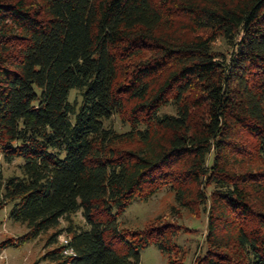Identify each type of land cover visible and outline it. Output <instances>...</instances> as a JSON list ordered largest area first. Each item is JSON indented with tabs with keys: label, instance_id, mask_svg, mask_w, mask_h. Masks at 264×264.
Instances as JSON below:
<instances>
[{
	"label": "trees",
	"instance_id": "obj_1",
	"mask_svg": "<svg viewBox=\"0 0 264 264\" xmlns=\"http://www.w3.org/2000/svg\"><path fill=\"white\" fill-rule=\"evenodd\" d=\"M0 152L27 228L0 251L51 232V264L177 255L171 222L119 220L169 187L208 214L195 264H264V0H0Z\"/></svg>",
	"mask_w": 264,
	"mask_h": 264
},
{
	"label": "rangeland",
	"instance_id": "obj_2",
	"mask_svg": "<svg viewBox=\"0 0 264 264\" xmlns=\"http://www.w3.org/2000/svg\"><path fill=\"white\" fill-rule=\"evenodd\" d=\"M216 48L222 49L224 46L219 43ZM224 49L226 50V48ZM76 96L79 97L77 91H72L71 99L73 100ZM165 110L172 111L171 108H165ZM111 123L120 131H126L130 127L128 123L123 124L117 116L113 118ZM19 162V160H16L11 164L5 163L0 152V176L4 179L12 174H18L17 165ZM254 163L259 164L258 161H253ZM11 207L12 205L8 204L0 210V242L7 238H17L27 231L24 225L9 219L8 213ZM173 207H176L177 210L173 211ZM74 218L85 224L81 212H78ZM159 218L161 222L168 221L174 224L175 235L173 241L179 246V253L176 255L175 253L162 252L155 243H151L141 249L140 264H171L170 257L181 261L182 256V264H195V260L203 255L207 247V212L202 207H199L195 212H191L177 206L174 192L169 187H164L149 199L134 200L119 220L121 225L126 228L143 229ZM62 225H64V222H62ZM50 233L20 246L10 245L3 248L0 251V264H51L41 261L44 253V243Z\"/></svg>",
	"mask_w": 264,
	"mask_h": 264
},
{
	"label": "built area",
	"instance_id": "obj_3",
	"mask_svg": "<svg viewBox=\"0 0 264 264\" xmlns=\"http://www.w3.org/2000/svg\"><path fill=\"white\" fill-rule=\"evenodd\" d=\"M59 240H60V243L62 245H66L68 243V238L65 235H61L60 238H59ZM64 253L65 254H71L72 253V250L71 249H66L64 251Z\"/></svg>",
	"mask_w": 264,
	"mask_h": 264
}]
</instances>
